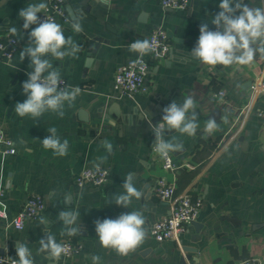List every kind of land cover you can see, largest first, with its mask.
Here are the masks:
<instances>
[{
	"label": "crops",
	"instance_id": "1",
	"mask_svg": "<svg viewBox=\"0 0 264 264\" xmlns=\"http://www.w3.org/2000/svg\"><path fill=\"white\" fill-rule=\"evenodd\" d=\"M40 2L45 0H0V35L16 27L17 33L12 34L18 39L13 59L0 62V125L17 148L14 156L0 155V205L13 215L29 194H39L45 202L38 218L27 220L21 230L0 219V255L18 260L16 246L24 242L34 264H92L93 255L101 257L100 264H230L252 256L264 264V121L258 115L264 97L250 92L251 83L264 77V54L257 53L251 65H218L211 70L190 55L203 22L217 30L210 23L219 12L220 0H190L185 10L163 8L158 0H65L67 19L56 22L80 51L62 60L46 58L68 88L78 86L81 93L72 107L65 104L63 118L46 112L33 119L15 112L16 103L27 98L22 84L32 71L30 59L21 61L20 51L28 46L34 29L32 25L24 30L18 14L29 3ZM244 3L264 7V0ZM75 17L81 18V33L71 28ZM157 27L166 31L169 54L150 68L144 93L116 95L112 89L115 68L138 55L129 51V44L146 39ZM220 90L224 96L214 97ZM189 95L197 105L200 128L195 137L166 133V139L178 136L184 145L182 151L170 153L176 169L167 171L151 150L152 128L169 102L181 103ZM210 118L217 121L219 130L207 136L203 128ZM50 127L57 129L62 141H69L66 156H56L42 146ZM104 140L113 144L111 154L103 147ZM105 156L102 165L109 168L108 181L99 187L78 188L74 174ZM129 173L134 174L142 198H133L124 208L114 203V195L124 192L123 180ZM158 178L172 181L176 194L188 191L202 198L195 219L201 224L200 238L195 242L190 239L196 233L192 225L178 240L158 242L150 236L151 223L169 212V204L153 191ZM66 196L71 198L66 201ZM62 210L80 213L81 232L76 236L61 235L64 227L58 213ZM133 210L145 218L144 242L126 256L101 247L95 221L116 219ZM41 217L49 220L47 226L40 223ZM48 233L60 243L67 238L78 241L82 250L53 260L38 252L39 240Z\"/></svg>",
	"mask_w": 264,
	"mask_h": 264
},
{
	"label": "clouds",
	"instance_id": "2",
	"mask_svg": "<svg viewBox=\"0 0 264 264\" xmlns=\"http://www.w3.org/2000/svg\"><path fill=\"white\" fill-rule=\"evenodd\" d=\"M47 4L29 3L19 11L18 16L24 21L23 29L27 30L32 25H37L29 33L28 46L20 51V59H30L31 72H27L28 79L23 82L22 89L26 95L23 102L15 105V112L20 117L29 116L33 119L42 117L46 112L57 114L60 118L65 115V104L72 107L81 89L77 86L68 88L62 86L59 70L53 67L49 55L57 60L66 56L75 57L80 51V46L72 39L65 37L62 26L55 20L45 18L40 20L38 13L47 9ZM219 12L211 20L217 30H210L209 23H202L199 28V37L196 45L190 52L195 60L203 65L211 67L233 65H251L257 53L264 54V7H249L244 0H220ZM80 17H75L71 28L75 33H81L83 26ZM223 27V31L219 29ZM9 31L17 33V28L12 27ZM152 44L148 39H136L129 44V51L138 54L139 60L152 52ZM136 61L134 63L139 62ZM197 105L194 98L189 95L184 97L181 103L173 100L163 108L162 119L152 128L154 142L152 150L162 159H167L170 153L180 152L184 145L178 136L166 139V133L176 132L195 137L200 125L198 123ZM227 122V117H223ZM219 130V124L215 119H207L203 132L211 136ZM50 135L42 140V146L50 149L56 156L68 154L69 141H63L57 135V129H47ZM103 147L108 154L113 152V144L104 140ZM107 157H100L94 162L96 171L101 170V164ZM106 174V173H105ZM122 194L114 195V203L124 208H129L133 198L140 200L142 192L134 184V174L129 173L123 180ZM55 195V193H52ZM66 196L65 200H69ZM80 218L78 211L62 210L58 213L59 221L63 222L64 231L61 235L76 236L81 232L77 225ZM40 223L47 226L49 220L41 217ZM145 218L140 211H130L120 214L116 219L105 218L95 221V232L101 247L112 249L121 256H126L139 247L145 240ZM39 253L47 254L51 259L58 261L66 252L63 243L57 242L54 235L48 233L39 240ZM18 260H12V264H34L30 248L26 243L18 242L16 246ZM92 264H100L101 257L93 255Z\"/></svg>",
	"mask_w": 264,
	"mask_h": 264
},
{
	"label": "built area",
	"instance_id": "3",
	"mask_svg": "<svg viewBox=\"0 0 264 264\" xmlns=\"http://www.w3.org/2000/svg\"><path fill=\"white\" fill-rule=\"evenodd\" d=\"M163 8L185 10L189 6L190 0H158ZM47 9L38 13L40 20L46 17L55 22L58 19H67L65 11V0H45ZM37 25H34V28ZM152 44V52L139 60L138 55L130 57L124 63L115 68L113 74L112 89L116 95L133 96L144 93L147 90L146 78L153 64L167 57L170 52V43L166 31L157 27L153 29L148 37ZM18 49V39L11 32L0 35V62H9L13 59ZM138 63H134L138 61ZM62 79V78H61ZM62 86L68 87L64 79ZM251 95L254 97H264V77L254 81L250 85ZM214 97L224 96L222 90L213 94ZM248 109V107H247ZM247 109H245L247 111ZM258 115L264 121V105L258 110ZM159 123V122H158ZM157 124V123H156ZM154 127V126H153ZM154 142V141H153ZM153 144V143H152ZM152 150V145H151ZM153 151V150H152ZM17 148L13 139L7 131L0 125V155L14 156ZM162 159V158H161ZM101 170L96 171L94 164H86L74 174V183L78 188L99 187L104 185L109 179V168L101 164ZM162 167L167 171H174L176 164L173 157L162 159ZM106 173V174H105ZM154 194L162 201L169 204V212L151 223L149 226L150 236L158 241L178 240L181 233L191 226L195 221L202 206L200 196L193 197L188 191L176 194L175 185L165 178L156 179L153 187ZM2 193L0 194V196ZM45 208V202L41 195L32 193L25 199L20 209L10 215L6 209L0 205V219L4 220L16 230L23 229L27 220L36 219ZM61 243L64 244L66 252L61 255L67 259L82 250V244L67 238ZM12 260H17L7 254L0 255V264H12ZM230 264H262L260 258L252 256L236 260Z\"/></svg>",
	"mask_w": 264,
	"mask_h": 264
},
{
	"label": "water",
	"instance_id": "4",
	"mask_svg": "<svg viewBox=\"0 0 264 264\" xmlns=\"http://www.w3.org/2000/svg\"><path fill=\"white\" fill-rule=\"evenodd\" d=\"M169 104H170V102L167 105H169ZM112 107H115V109H116L117 108V105H113ZM116 112H117V110H116ZM81 113H83V115L85 116V112L84 111L83 112L81 111ZM162 115H163V112H162L161 115H159L158 117L155 118V121H157L159 119H162ZM216 115H217V112L213 113L212 116L215 117ZM239 141H242L243 142V137L242 136L239 137ZM191 225L195 228V232L196 233L193 234V235H191L190 239H191L192 242H195L196 240H198L200 238L199 230L201 228V224L197 223L196 221H193L191 223ZM184 250L185 251H188V252H195L196 251V249L193 248V247H184Z\"/></svg>",
	"mask_w": 264,
	"mask_h": 264
}]
</instances>
